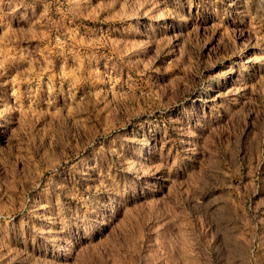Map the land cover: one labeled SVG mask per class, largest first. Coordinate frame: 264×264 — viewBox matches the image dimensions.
Segmentation results:
<instances>
[{
    "label": "rangeland",
    "instance_id": "rangeland-1",
    "mask_svg": "<svg viewBox=\"0 0 264 264\" xmlns=\"http://www.w3.org/2000/svg\"><path fill=\"white\" fill-rule=\"evenodd\" d=\"M0 264H264V0H0Z\"/></svg>",
    "mask_w": 264,
    "mask_h": 264
}]
</instances>
